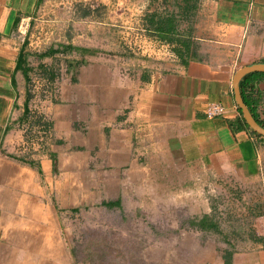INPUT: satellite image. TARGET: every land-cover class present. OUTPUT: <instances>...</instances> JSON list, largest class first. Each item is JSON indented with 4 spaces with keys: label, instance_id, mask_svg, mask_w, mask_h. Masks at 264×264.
<instances>
[{
    "label": "crops",
    "instance_id": "crops-1",
    "mask_svg": "<svg viewBox=\"0 0 264 264\" xmlns=\"http://www.w3.org/2000/svg\"><path fill=\"white\" fill-rule=\"evenodd\" d=\"M257 62L264 0H0V264H68L80 205L200 216L221 191L250 224L198 263L264 264V134L232 85ZM245 99L264 121V75Z\"/></svg>",
    "mask_w": 264,
    "mask_h": 264
},
{
    "label": "rangeland",
    "instance_id": "rangeland-1",
    "mask_svg": "<svg viewBox=\"0 0 264 264\" xmlns=\"http://www.w3.org/2000/svg\"><path fill=\"white\" fill-rule=\"evenodd\" d=\"M102 4L92 2V7L95 10ZM213 194L208 204L210 213L214 212L219 220V231L182 228L180 225H184L187 216L179 206H167L166 212L157 213L116 205H80L75 213L70 212V217H66L68 264H73L71 247L85 251L100 249L108 253L112 263L120 261L113 258L116 251L140 256L128 264H200L202 255H219L222 248L228 246L227 239L232 235L238 237L239 233L242 236V228L248 222L243 217L246 206L240 197L246 198L239 191L236 206L228 191ZM237 207L243 208L240 211Z\"/></svg>",
    "mask_w": 264,
    "mask_h": 264
},
{
    "label": "trees",
    "instance_id": "trees-1",
    "mask_svg": "<svg viewBox=\"0 0 264 264\" xmlns=\"http://www.w3.org/2000/svg\"><path fill=\"white\" fill-rule=\"evenodd\" d=\"M71 48V45L67 46H62L60 50L63 52L66 50V48ZM56 49H50L46 50L48 52H53ZM41 74H44L48 78H52L54 76V73L52 71L51 67L48 66H43L41 65ZM264 75V71H251L246 74H244L241 79L239 80V89L240 93L242 96L243 101L249 106L245 99V88L249 87L257 77ZM253 116L255 119L262 125L264 126V121L258 119V117L253 113L251 110ZM246 124L245 122H243ZM247 126V125H246ZM254 132V131H253ZM118 200H101L100 204L105 205L106 207H110L111 205H117ZM210 210V209H209ZM186 221L182 228H188L190 229H196V230H202V231H219L218 223L219 220L216 217V214L214 212H209V213H204L200 216L196 215H187ZM239 222V220H238ZM234 231V230H233ZM242 238L241 234L239 233L238 237H235L232 235L231 239H227L225 242L228 244L227 247L222 248L221 250V256L224 260V262H228V257L230 255V246L232 245V242L236 239ZM83 249V248H82ZM70 253L72 254L73 257V264H128L131 261H135L140 258V256L137 253H127V252H118L116 251L113 254V258H117V260H120L119 262H110L108 260L109 256L107 252H104L100 249H92V250H78L76 248L71 247L70 248ZM121 262V263H120Z\"/></svg>",
    "mask_w": 264,
    "mask_h": 264
},
{
    "label": "water",
    "instance_id": "water-1",
    "mask_svg": "<svg viewBox=\"0 0 264 264\" xmlns=\"http://www.w3.org/2000/svg\"><path fill=\"white\" fill-rule=\"evenodd\" d=\"M251 71H264V62H257V63H252L249 65H244V66L239 67L235 71L232 77L233 95L240 109L244 122L254 131L264 134V127L260 125L256 121V119L253 117L248 106L243 101L240 90H239L238 81L240 77H242L244 74L251 72Z\"/></svg>",
    "mask_w": 264,
    "mask_h": 264
},
{
    "label": "built area",
    "instance_id": "built-area-1",
    "mask_svg": "<svg viewBox=\"0 0 264 264\" xmlns=\"http://www.w3.org/2000/svg\"><path fill=\"white\" fill-rule=\"evenodd\" d=\"M204 112L207 116L222 114L224 112V106L220 102L209 101L205 105Z\"/></svg>",
    "mask_w": 264,
    "mask_h": 264
},
{
    "label": "flooded vegetation",
    "instance_id": "flooded-vegetation-1",
    "mask_svg": "<svg viewBox=\"0 0 264 264\" xmlns=\"http://www.w3.org/2000/svg\"><path fill=\"white\" fill-rule=\"evenodd\" d=\"M84 4L87 5L88 2H87V3H84ZM84 4H83V5H84ZM90 4H91L90 7H91L92 9H94V8L92 7V6H93V5H92V2H90ZM88 5H89V4H88ZM96 9H97V8H96ZM30 135H31V134H30ZM27 136H28V135H27ZM25 145H26V146H29V141L26 140V141H25ZM25 145H24V146H25ZM26 146H25V147H26Z\"/></svg>",
    "mask_w": 264,
    "mask_h": 264
}]
</instances>
